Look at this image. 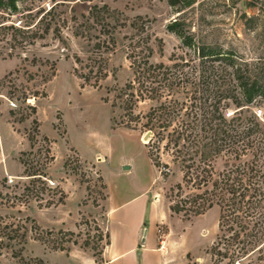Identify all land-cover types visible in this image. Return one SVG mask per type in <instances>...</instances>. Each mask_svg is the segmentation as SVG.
<instances>
[{
	"label": "rangeland",
	"instance_id": "1",
	"mask_svg": "<svg viewBox=\"0 0 264 264\" xmlns=\"http://www.w3.org/2000/svg\"><path fill=\"white\" fill-rule=\"evenodd\" d=\"M237 1L22 0L16 12L0 9V128L17 134L0 159V264L108 263V186L101 160L87 159L99 149L92 137L106 132L136 143L155 167L151 195L162 218L154 232L163 264L216 263L221 208L198 216L171 211L208 188H176L184 175L177 148L148 124L156 102L132 100L127 86L135 80L133 52L151 50L155 65L171 66L187 52L195 60L172 29L176 21L197 43L219 44L263 66L264 0H247L253 7ZM251 112L264 120V100ZM251 160L249 152L240 161L223 154L212 164L213 179ZM34 171L42 176H27ZM257 256L234 264H257Z\"/></svg>",
	"mask_w": 264,
	"mask_h": 264
},
{
	"label": "trees",
	"instance_id": "2",
	"mask_svg": "<svg viewBox=\"0 0 264 264\" xmlns=\"http://www.w3.org/2000/svg\"><path fill=\"white\" fill-rule=\"evenodd\" d=\"M20 1L0 0V9L16 12ZM230 1L238 4L237 0ZM241 3L253 7L247 0ZM55 9L52 7L49 14ZM172 29L184 46L194 51L195 60L187 52L175 56L171 66L155 65L149 60L151 50L148 54L143 50L133 52L135 80L127 86L132 100L156 102L147 115L148 124L163 129L170 138L169 144L177 148L184 175L176 188L180 192L186 185L208 188L202 194L186 196L171 206V211L198 216L219 206L222 235L212 249L217 257L215 264L225 259L234 264L252 254H258L257 264H264V120L251 112L252 105L264 100V64L251 63L219 44H199L177 21ZM231 109L235 111L228 116ZM44 140L49 142L48 138ZM247 152L253 155L247 166L213 179L212 164L217 158L225 154L240 161ZM27 176L42 174L34 171ZM225 233L230 235L224 236Z\"/></svg>",
	"mask_w": 264,
	"mask_h": 264
},
{
	"label": "crops",
	"instance_id": "3",
	"mask_svg": "<svg viewBox=\"0 0 264 264\" xmlns=\"http://www.w3.org/2000/svg\"><path fill=\"white\" fill-rule=\"evenodd\" d=\"M16 135L13 128H0V159L2 146L6 140L12 146ZM92 139L99 149L87 159L93 163L101 160L98 166L108 186L109 213L113 216L107 264H163L164 254L154 232L162 212L152 201L156 175L149 154L125 136L106 132Z\"/></svg>",
	"mask_w": 264,
	"mask_h": 264
},
{
	"label": "water",
	"instance_id": "4",
	"mask_svg": "<svg viewBox=\"0 0 264 264\" xmlns=\"http://www.w3.org/2000/svg\"><path fill=\"white\" fill-rule=\"evenodd\" d=\"M151 137V133L145 135L144 140H148Z\"/></svg>",
	"mask_w": 264,
	"mask_h": 264
}]
</instances>
